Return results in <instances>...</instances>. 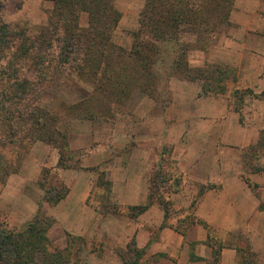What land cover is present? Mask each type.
Returning a JSON list of instances; mask_svg holds the SVG:
<instances>
[{
    "label": "crops",
    "instance_id": "1",
    "mask_svg": "<svg viewBox=\"0 0 264 264\" xmlns=\"http://www.w3.org/2000/svg\"><path fill=\"white\" fill-rule=\"evenodd\" d=\"M138 13L137 25L141 11ZM122 22L120 19L118 28ZM224 26L231 33L216 35V44L204 54L224 71L223 82L231 79L228 84L221 82L226 87L224 92L205 89L204 85L183 78L171 85L170 102L160 111L153 97L135 89L126 105L139 118L141 130L136 133L135 143L132 136L125 139L119 155L113 153L118 144L111 147L107 143L103 149H93L98 136L79 134L87 129L72 120L66 130L79 167H59L69 193L58 204L46 208L62 230L103 239L112 248V255L115 248L124 250L135 239L149 256L163 255L156 264H207L212 249L202 225L188 224L182 234L174 227L181 216L170 215L162 226L164 210L157 202L136 217L128 214L130 206L149 203L151 175L164 157L172 162L174 171L183 174L179 190L164 192L172 205H192L202 187L208 186L199 197L194 215L213 226L225 244L220 264H242L237 245L243 238L258 258L264 257V0H233L228 23L221 28ZM189 60L193 65V58ZM230 67L235 69V75L226 74ZM237 89H251L255 94H245L240 100L235 94ZM239 102L243 105L239 106ZM166 146L170 152L162 154ZM37 147L45 151L40 160L32 156ZM250 148L259 150L248 158L254 162L252 166L246 160V150ZM55 149V154H49L50 145L34 142L27 156L30 168L26 165L28 171L20 174L22 186L32 183L35 190L29 193L34 206L32 218L42 198V169L46 163L58 164L60 153ZM32 159L35 164L31 166ZM108 166L117 175L110 181L118 211L103 215L92 208L90 199L96 176L101 171L107 173ZM228 239L235 243L226 244Z\"/></svg>",
    "mask_w": 264,
    "mask_h": 264
},
{
    "label": "trees",
    "instance_id": "2",
    "mask_svg": "<svg viewBox=\"0 0 264 264\" xmlns=\"http://www.w3.org/2000/svg\"><path fill=\"white\" fill-rule=\"evenodd\" d=\"M48 1L53 5L48 11L47 24L39 32H30L25 25L9 24L0 19L1 185L15 171L16 157L24 155L18 148L27 150L36 141H43L59 150L58 167H79V158L70 148L68 134L61 127L59 115L41 105L46 86L62 72L77 73L82 79L92 82L90 95L94 105L95 98L107 105L128 101L135 89H141L163 107L164 99L161 98V102L159 95L169 91V81L173 77L192 81L205 78V89L226 90L221 84L224 71L220 67L210 69L191 65L189 52L194 44L185 38L195 36L197 41H205L220 30L228 23L233 0H146L140 13L139 27L132 31L130 49L113 40L121 19L115 0ZM83 13L88 14L85 27L81 24ZM235 94L241 100L243 95L255 93L251 89H237ZM71 106L81 105L76 102ZM76 117L95 119L97 113L90 108L86 116ZM8 147L10 154L7 156ZM163 152H170V148L164 147ZM166 160L162 157L152 172L149 203L130 206L128 214L131 217L138 216L149 204L157 202L164 210L162 226L167 224L172 203L165 197L164 184L172 177L164 169ZM106 174V171L99 173L101 183L98 186L105 185L104 191L110 195L112 183L106 179ZM49 175V170H44L40 181L43 194L33 219L19 230L11 228L6 220H0V264L70 262L71 251L53 247L50 242L49 231L56 219L42 212L43 202L58 204L68 195L69 187L64 182L60 185L50 183ZM173 184V190H179L181 178L176 175ZM207 187H202L193 200V208ZM100 210L104 211L101 207ZM113 210L117 211V204L113 203ZM104 212L109 211L105 209ZM184 222V229L179 228V224L174 226L182 234L186 233L188 224H200L206 228V242L212 249L207 264H220L225 244L218 238L214 227L195 216L194 212L185 217ZM237 249L242 264H257V254L246 240L237 245ZM120 256L124 264H154L155 259L163 255H152V260L146 248H139L136 240L132 239Z\"/></svg>",
    "mask_w": 264,
    "mask_h": 264
},
{
    "label": "rangeland",
    "instance_id": "3",
    "mask_svg": "<svg viewBox=\"0 0 264 264\" xmlns=\"http://www.w3.org/2000/svg\"><path fill=\"white\" fill-rule=\"evenodd\" d=\"M146 0H115V6L118 11L121 12L122 24L120 28H116L113 35V40L125 47L126 49H130L133 41L132 31L136 30L139 25V11L142 10L145 5ZM2 4V5H1ZM0 19L9 24H21L25 25L30 32H39L43 26L47 24L48 21V11L52 8V2L48 0H0ZM88 23V14L83 13L81 18V24L85 27ZM135 25V26H134ZM137 25V26H136ZM231 33V29L229 27L224 26L221 28L219 32L212 34L205 41H197L195 36L186 37V40L191 41L194 44L193 49L189 52V57L193 58V65L200 66L204 68L216 69L219 67L216 65V61H211L204 57L210 48L214 47L216 44L215 36L218 35L221 37L222 35H229ZM218 41V39H217ZM228 68L227 75L232 76L235 72L234 68ZM218 71V70H217ZM227 71V70H226ZM66 72V71H65ZM65 72L56 77H54L46 86L44 90V97L41 102L46 109L56 113L60 117V124L62 125V129L67 132V128L70 127L71 122L78 121L81 123L80 125H84L85 130L83 132L79 131V134L83 133H92L96 134L98 137V142L94 143L95 145L92 147L93 149H103L107 146V143L111 145V147L117 145L114 148L113 153L115 155H119L121 153L120 149L125 142V139L132 136V143H135L134 139L136 138V133L139 132L140 125H138V119L132 110L126 105L127 101H121L118 103L111 102L107 105V103H103L102 100L95 98L96 105L92 102L91 93L93 91V84L88 80L82 79L77 73L65 74ZM233 72V73H232ZM218 73V72H217ZM225 74V76H227ZM235 75V74H234ZM181 77H173L169 81V91L164 95H159L160 101L161 98L164 100V104L162 102V106L156 108L157 110H164V105L169 104L171 99V85L177 83L182 80ZM230 78L225 80L223 83L230 82ZM203 81H206L205 78H202L198 82L201 86L203 85ZM218 81V79H216ZM214 83V82H213ZM160 92V91H159ZM80 103V107L71 106L75 103ZM243 104L239 102V106ZM93 109L95 113H97V118L88 119L87 117L78 118L76 115L86 116L89 110ZM163 112V111H162ZM167 116L169 115L168 112ZM167 118V117H166ZM73 120V121H72ZM80 130V128H77ZM160 138L161 143L164 142L163 135L158 136ZM106 140V141H105ZM101 142V143H100ZM160 142V141H159ZM50 145V144H48ZM126 145V144H124ZM51 150H48L49 154H52L54 151H57L55 147L50 145ZM49 148V147H48ZM7 156L9 152V147L6 148ZM12 149V148H11ZM124 150V148L122 149ZM155 150H158L155 148ZM18 151L22 152L24 155L22 158L16 157L17 162L15 167V171L12 172L9 177L7 183L4 185L0 184V220H6L11 228L22 229L27 222H29L32 218V205L31 195L29 193H34L35 190L32 188V183L25 184L22 186L21 176L22 172L28 171L27 167L30 168L29 160L30 157H27L32 151L29 147L27 150L25 148H18ZM259 150H254L252 148L246 150V160L248 158H252L256 156ZM45 151L40 148H36L33 152L32 156L34 158H40L43 156ZM165 153V152H163ZM162 153V154H163ZM51 156V155H50ZM167 157V155H166ZM166 159V158H165ZM249 165H254V162L248 161ZM172 162L166 160L163 162L164 169L168 170L171 173V179L164 184L165 191H173L174 188V178L179 176L181 180H183V174L180 171H174L171 165ZM35 164L32 159L31 166ZM108 165V164H107ZM112 165V162L111 164ZM112 166H108L109 171H107L106 179L112 180L117 175H113L111 171ZM28 168V169H29ZM48 169L50 172V183H55L60 185L61 182H65L64 172H59V167L55 165V163L45 164L42 169V175L44 170ZM97 174V173H96ZM181 175V176H180ZM43 177V176H41ZM99 174L96 176L95 188L93 189L92 196L90 199V204L92 208L98 210L101 214L107 215L111 214L113 210V203L116 201V193L114 190L110 191V195H107L104 191L106 186H98L99 183ZM24 183V182H23ZM113 183V182H112ZM43 194V193H42ZM50 204L47 202H43L42 212L45 215H50L46 212V208ZM52 207V205H50ZM100 207L105 211V209L109 212H104L100 210ZM39 209V208H38ZM118 211V206H117ZM38 212V211H37ZM194 212V208L191 205L184 204H175L171 205V215L177 216L180 215L181 218L178 220L179 228L184 229L186 222H184V218L191 215ZM51 217H53L51 215ZM100 226L103 227V222L100 223ZM49 238L51 245L57 248H68L71 251L70 262L66 264H121L123 262L120 256L123 253V249L115 248L114 254L110 253L112 248L108 242L98 240L95 237H86L84 235H73L62 230L61 226L56 223L49 231ZM246 239H239V244L242 245V241L245 242ZM237 242V241H236ZM235 242L232 239H228L226 244L233 245ZM111 249V250H110ZM149 256L150 254L147 253ZM151 257V256H149ZM153 260L154 258L151 257ZM257 264H264V257H257ZM260 260V261H259ZM160 261L159 257L155 259V264Z\"/></svg>",
    "mask_w": 264,
    "mask_h": 264
}]
</instances>
